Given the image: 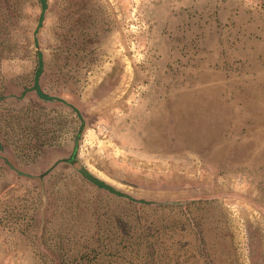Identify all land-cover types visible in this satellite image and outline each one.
Listing matches in <instances>:
<instances>
[{
  "label": "rangeland",
  "instance_id": "374dc122",
  "mask_svg": "<svg viewBox=\"0 0 264 264\" xmlns=\"http://www.w3.org/2000/svg\"><path fill=\"white\" fill-rule=\"evenodd\" d=\"M0 264H264V0H0Z\"/></svg>",
  "mask_w": 264,
  "mask_h": 264
},
{
  "label": "trees",
  "instance_id": "16d2710c",
  "mask_svg": "<svg viewBox=\"0 0 264 264\" xmlns=\"http://www.w3.org/2000/svg\"><path fill=\"white\" fill-rule=\"evenodd\" d=\"M38 89V88H37ZM90 176L96 180V182H99V183H103L105 184L103 181L99 180L98 178L94 177L93 175L90 174Z\"/></svg>",
  "mask_w": 264,
  "mask_h": 264
}]
</instances>
